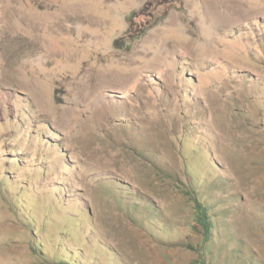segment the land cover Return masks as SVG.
<instances>
[{"label": "rangeland", "instance_id": "374dc122", "mask_svg": "<svg viewBox=\"0 0 264 264\" xmlns=\"http://www.w3.org/2000/svg\"><path fill=\"white\" fill-rule=\"evenodd\" d=\"M61 258L264 264V0H0V264Z\"/></svg>", "mask_w": 264, "mask_h": 264}, {"label": "trees", "instance_id": "16d2710c", "mask_svg": "<svg viewBox=\"0 0 264 264\" xmlns=\"http://www.w3.org/2000/svg\"><path fill=\"white\" fill-rule=\"evenodd\" d=\"M195 210H196V214H197L199 223L202 225L204 232L206 233L209 229V225H208L207 221L205 220V216H206L205 208L203 205H201L198 202V200L196 201V204H195ZM59 262L64 263V264H74V262H70L67 258H65V259L61 258ZM107 264H109V263H107Z\"/></svg>", "mask_w": 264, "mask_h": 264}]
</instances>
